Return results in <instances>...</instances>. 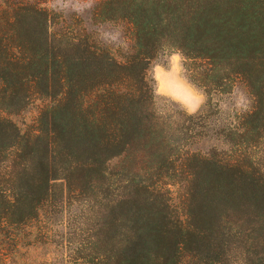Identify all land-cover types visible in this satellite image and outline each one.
I'll return each mask as SVG.
<instances>
[{"label":"trees","instance_id":"obj_1","mask_svg":"<svg viewBox=\"0 0 264 264\" xmlns=\"http://www.w3.org/2000/svg\"><path fill=\"white\" fill-rule=\"evenodd\" d=\"M92 19L128 24L130 49L0 0V264H264V0H101ZM172 52L207 95L195 114L156 107L149 66ZM237 84L252 106L221 121L210 98ZM63 211L62 233L30 229ZM42 246L60 251L35 263Z\"/></svg>","mask_w":264,"mask_h":264},{"label":"rangeland","instance_id":"obj_2","mask_svg":"<svg viewBox=\"0 0 264 264\" xmlns=\"http://www.w3.org/2000/svg\"><path fill=\"white\" fill-rule=\"evenodd\" d=\"M39 2L54 16V29L66 27L68 25L77 26L91 35L96 42L109 46L114 50L119 48L120 52L130 49L131 41L129 35V26L125 22H95L92 19L94 7L101 0H28ZM75 23V24H74ZM59 31V30H58ZM149 76L153 79V94L156 101V107L162 111L169 109H179L185 113L195 114L200 111L207 95L202 89L191 83L183 67V59L180 53L172 52L157 58L149 66ZM211 101L216 104L220 111L221 121L225 118H232L233 114L248 111L252 106V98L242 84H237L226 96L213 95ZM35 104L31 103L20 114L12 118L22 128L28 126L35 116ZM38 104V103H37ZM117 159L112 160V164ZM55 195L62 194L64 198V207L68 202L65 196L64 183L59 180L54 183ZM64 192V193H63ZM56 198H58L56 196ZM74 207H70V211ZM68 218L67 211L60 212L58 215L41 216L38 220L30 223L32 231H46L51 229L52 233H62L63 226L66 225ZM54 252L60 251L53 246L49 247ZM47 247H37L31 253V259L35 263H40L46 257ZM30 259V260H31Z\"/></svg>","mask_w":264,"mask_h":264}]
</instances>
